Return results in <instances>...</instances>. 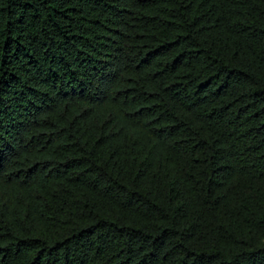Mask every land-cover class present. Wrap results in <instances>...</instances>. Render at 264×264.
I'll use <instances>...</instances> for the list:
<instances>
[{"label": "trees", "instance_id": "16d2710c", "mask_svg": "<svg viewBox=\"0 0 264 264\" xmlns=\"http://www.w3.org/2000/svg\"><path fill=\"white\" fill-rule=\"evenodd\" d=\"M0 264H264V0H0Z\"/></svg>", "mask_w": 264, "mask_h": 264}]
</instances>
